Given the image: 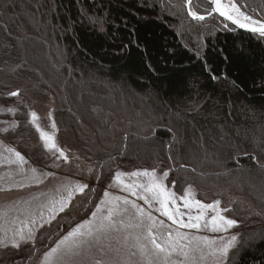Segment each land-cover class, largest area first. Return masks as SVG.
<instances>
[{
  "label": "trees",
  "instance_id": "1",
  "mask_svg": "<svg viewBox=\"0 0 264 264\" xmlns=\"http://www.w3.org/2000/svg\"><path fill=\"white\" fill-rule=\"evenodd\" d=\"M25 2L31 20L21 16L22 31L44 40L59 70L48 64L40 43L25 46L9 4L0 0V93L18 86L13 92L39 94L47 88L59 95L60 122L64 119L80 141L98 182L96 189L91 190L93 185L79 197L75 210L87 204L86 213L93 206L97 187L116 166L154 162L200 188L206 179L245 195L250 205L244 208L237 199L233 211L249 221H244L241 243L226 264H264V195L243 186L251 184L249 173L264 165V37L234 30L216 16L194 20L186 0ZM37 2L35 12L32 5ZM232 2L264 21V0ZM21 3H14L20 11ZM191 8L207 14L210 7L205 0H191ZM80 71L88 77H79ZM115 95L128 97L130 107L112 106ZM72 96L81 98L91 119L71 104ZM142 104L150 111L144 112ZM92 107L102 114L113 108L115 112L99 119ZM73 111L86 126L83 131L67 115ZM166 117L174 118L179 129ZM143 139L144 156H138L137 142ZM204 140L210 141L208 153L216 164L187 161L196 147L204 148Z\"/></svg>",
  "mask_w": 264,
  "mask_h": 264
},
{
  "label": "rangeland",
  "instance_id": "2",
  "mask_svg": "<svg viewBox=\"0 0 264 264\" xmlns=\"http://www.w3.org/2000/svg\"><path fill=\"white\" fill-rule=\"evenodd\" d=\"M5 1L9 4L12 18L17 22V29L20 30L21 28L22 34L20 39L25 46L32 47L31 42H34V46L36 43H40L43 46L44 58L48 64L54 70H59L58 64H56L55 61L56 56L52 55L51 52L46 49L44 40H42L38 34L22 31L21 24L18 21L21 16L31 20L30 6L27 5L25 2L26 0H24V3H21V11L18 7L14 6L15 0ZM222 2L228 3V0H222ZM38 4L37 2L36 6L32 5L35 12L39 11V7H37ZM186 8L189 15V11L192 10V8L187 2ZM207 14L198 15L205 17ZM189 17L194 19L190 15ZM28 51L29 49H25L24 53L27 54ZM30 59L34 63H40L36 58L31 57ZM77 75L84 79L88 77L86 71L77 72ZM70 79L75 81L72 75ZM0 80L3 81L1 77ZM21 87L25 90V87ZM17 88L18 86L7 88L0 93V236L4 235L5 231L19 228L21 226V221H30V214H34L38 217L40 212L39 206L47 203L52 198L59 200L62 196L66 197L68 195L66 189H75L79 185H87V187L84 189L83 193L78 191L74 192L68 208H66L64 212L59 213L51 224L44 223L43 227H40L41 222L38 220L33 229L35 234L34 241L23 243L18 249L11 247L8 240L5 241L7 246L0 245V264H44V254L52 247H55L56 242L77 224H80L84 220L91 219L92 212L96 211V205L100 204L101 200H105L106 203L101 205L98 215H107L109 208H115L117 211L114 212L113 219L116 221L117 230L109 232L108 239L102 240L99 244L92 242L90 245H86L81 255L71 258L63 257L62 259L53 257L51 264H94L95 261H101L102 264H147V260L136 247L137 240L135 238L139 237V242L147 245L150 252L152 246L146 239V236L149 226L152 225V223L149 224L146 220V215H143V217H135L132 216L129 211L130 208H132L131 202H134L132 198L137 201L136 203H143L145 201L140 199L139 196L146 195L151 200L152 194L146 193L143 188H136L135 191L137 194L133 195L126 186L133 183L147 185L150 182V177L147 176H131L130 174L133 172L154 171L156 177L160 178L168 171L156 167L154 162L153 164L147 163V165L143 163L136 164V162L118 165L113 175L111 174L102 185L100 184L99 187H97V200L93 206L87 210L83 219L80 220V218H78L74 224V222L71 221L76 217L78 209L75 210V206L78 203L79 197L87 193L93 185L94 187L91 190L96 189L95 186L98 182H96L97 175L95 174L94 164L88 162L86 159L85 154L80 148V141L77 140L76 135L68 129L69 124L63 118L60 122L58 108L62 107V105L59 103L60 97L58 94L46 88L47 90L44 89V92L39 94H30V92L22 94V92L19 91L17 96H11L10 93L16 91ZM106 91L105 88V92ZM80 99V97L72 96L71 104L80 109L84 115V119H91L83 108ZM113 99L114 100L111 101L112 106L117 105L120 110L130 107V99L126 96L122 100L120 95H115ZM139 106H141V104ZM9 109L13 111H8ZM91 109V112L95 113L99 119H103L105 115L106 117H111L112 113L109 112H115L114 108L107 110V112H103V114L99 112L98 109H94L93 107ZM142 109L144 112L150 111L146 105H144ZM30 113L36 114L35 120H33ZM67 115L74 120V123H79L78 119L75 117L76 114L74 111L72 113H67ZM61 117H64V115L62 114ZM168 120H171L172 125L177 128L179 127L174 118L166 117L165 121ZM69 123L72 124L70 121ZM53 124L55 127H53ZM79 124L81 127L80 131L86 129L84 124ZM38 128L40 131L37 130ZM4 129H8V131H4ZM41 131L45 132L46 136L52 138L50 144L54 143L55 148L51 146L45 147V141L41 139ZM210 136H214L213 133L210 134ZM234 137L233 135V138ZM225 140H228V136L226 135ZM231 141L234 140L231 139ZM146 142L147 141L144 139L141 142H137L140 148V152L137 154L138 156H144L143 149L146 148ZM192 142L191 147H196ZM135 143V141H132L131 145L133 146ZM203 147L205 150L204 148H199L198 150L196 147L197 150L195 149V154L188 155L186 158L191 159L186 160H197L198 164H203L204 166L208 165L209 162L217 161L216 158L210 157L208 153V149H210L209 140H204ZM8 149H12L13 151L10 152ZM60 149L63 151L62 155ZM15 152H19L26 162L20 161L19 158L15 156ZM193 155H195V157ZM151 158H153V156ZM212 164L214 165L216 162ZM32 169H35L36 172L33 173ZM117 172L125 174L120 177L119 181L114 179ZM249 175L251 184H243V186L255 194H257L256 192L259 190L264 195V165L259 163L257 165V170L249 173ZM235 182L238 184L237 180ZM162 183L168 191L175 193L174 198L176 199V203H178L179 200H182V202L184 201L182 198L185 196V191L188 190L189 195L187 198L193 202L198 200L201 204H212L214 201L219 200L221 201L220 208H227L230 210L222 214L230 219L236 220L237 225L228 229L227 232H212L204 227L199 229L184 227L181 231V234H187L189 239L192 237H208L210 240H215L217 245L221 242L220 238L227 241L232 235L237 236L236 245L229 250L228 258L223 262V264H226L235 255L241 243V234L245 227L244 224H246L244 221H249L246 218L243 219L241 214L234 213L233 211V205L237 199L244 208L250 205L248 204L246 196L236 193L233 189L230 190L229 186L224 185V183L218 182L208 184L209 182H207L206 179L202 181L203 187L200 188V186L195 183L189 182L186 176L178 175L173 177L169 172L167 178L164 179ZM105 192L109 193L107 197L104 195ZM125 199L130 203L125 204ZM144 205L149 207L150 212L158 213L155 200H152L151 206H149L148 203ZM194 207V203L190 209L183 206L184 214H186V212L192 214L193 211L198 213L199 211L197 209L195 210ZM250 211L255 213V210H251V208ZM214 214L215 213L212 212L211 209H207L205 211V218L211 219V216ZM47 218L48 214L45 212L44 219L47 220ZM141 219L143 223L140 227L126 228L120 223L123 221L124 225L129 223L139 224ZM182 219L187 220L185 223L188 222L187 217L183 216ZM61 225H64V229L62 230ZM250 226L253 227L254 223L251 222ZM170 229L171 228L167 224L163 227L161 224L155 222V226L151 228V231L157 237L158 242L162 243L168 237L167 234L162 237V234ZM171 234L173 235V233ZM8 236H11L10 231H8ZM176 237L177 236H173L174 239ZM181 243L187 244L188 241L183 240ZM39 248L41 249L39 250ZM196 256L198 258L199 253H196ZM151 260L152 264H164L163 258L161 257L158 259L154 254H151ZM168 264H190V262L185 261V258L177 251L171 254ZM197 264H201V262L197 260ZM202 264H213V262L209 259L202 262Z\"/></svg>",
  "mask_w": 264,
  "mask_h": 264
},
{
  "label": "snow or ice",
  "instance_id": "3",
  "mask_svg": "<svg viewBox=\"0 0 264 264\" xmlns=\"http://www.w3.org/2000/svg\"><path fill=\"white\" fill-rule=\"evenodd\" d=\"M186 2L191 6V0H186ZM212 11L219 13L220 16L224 17L225 20L231 21L232 24L236 25L238 28L246 29L253 33H258L261 37H264V22L259 20H253L251 16L246 15L244 12L240 11L237 7V4L228 0V3L222 2V0H211ZM189 15L194 19L203 20L205 17L198 15L196 11H189ZM211 15V13H209ZM255 25V26H253ZM227 28L228 26L225 25ZM11 96H17L18 92H11ZM8 111H13L9 109ZM33 120L36 118L35 113H30ZM53 127L55 125L53 124ZM40 131V129H37ZM8 131V129H4ZM41 139L45 141V147L55 148V144L51 143L52 138L46 136V133L40 132ZM58 150V149H57ZM8 151H13L8 149ZM63 153H61L62 155ZM15 156L19 158L20 161H24L23 156L19 152H15ZM32 172L35 173L36 170L32 169ZM125 175L124 173L117 172L114 179L119 181L120 177ZM131 176H147L150 177V182L147 185L139 184H130L127 185V189L132 192L133 195H136V188H143L146 193L152 194V199L150 200L146 195H140L139 198L144 200L145 203H148L149 206L152 204V200H155L159 203L160 207L157 211H161V214L167 216V218L172 221L173 224H179L180 227L196 228L201 227L207 228L212 232H227L228 229L237 225V221L230 219L222 213L230 211L227 208H220L221 201L216 200L212 204H201L200 201H191L187 197L189 191H185V196L182 198L184 200V207L191 208L194 203L199 209L200 213L196 216L189 215L188 222L185 223L183 219H178V217L183 214L179 212L175 207V200L172 199L175 196V193L168 192L163 186L162 181L167 178L168 172H165L162 177L157 178L154 171H143V172H133ZM39 182V181H38ZM23 186V185H21ZM87 185H79L75 189H66L68 195L66 197L62 196L59 200L52 198L47 203L41 204L39 216L37 217L34 214H30V221H21V226L19 228L10 229L11 236H8V231L4 232V235L0 236V245L7 246L5 243L8 240L13 248H20L21 244L28 243L35 240V234L33 229L35 228L38 220L41 222L40 227H43L44 223L51 224L53 220L56 219V216L59 213L65 211L68 208L70 201L74 192L78 191L80 193L84 192V189ZM105 197L109 195L108 192L104 193ZM120 199V198H116ZM172 204V207H169V204ZM105 200H101L100 204L96 205V211L92 212V217L89 220H84L80 224H77L74 228L68 231L63 235L57 242L55 247H52L48 252L44 254L45 262L44 264H51L53 257H74L82 254V250L86 245H90L92 242L97 244L101 243L102 240L108 239V233L111 231L117 230L116 221L113 219L114 212L117 210L115 208H109L107 215H98L100 213L101 205L105 204ZM125 204L130 203L128 200H124ZM132 207L136 208L137 215L143 217L144 211L140 209L135 202H131ZM211 209L215 214L211 216V219L205 218V211ZM45 212L48 214L47 220L44 219ZM149 221H152V225L149 226L146 239L151 244V250L147 248V245L139 242L140 238L136 237L137 240L136 247L139 252L147 260V264H152L151 254H154L158 259L163 258L164 264H168L169 257L173 252H179L185 258V261L190 262V264H197L199 262H204L209 259L212 260L213 264H223V262L228 258L229 250L232 249L237 243V236L232 235L230 239L224 241L223 238L219 245L215 240H210L208 237H192L189 239L187 234L178 233L177 237L174 239L172 234L169 233L168 239L161 242H158L157 237L151 231V228L155 226V219L149 213L147 216ZM203 221V223H202ZM123 227L132 228L140 227L143 223L141 219L139 224L129 223L124 225V222H120ZM163 224V222H160ZM187 240L188 243L184 244L181 241ZM196 253H199L197 258ZM94 264H102L101 261H95Z\"/></svg>",
  "mask_w": 264,
  "mask_h": 264
},
{
  "label": "flooded vegetation",
  "instance_id": "4",
  "mask_svg": "<svg viewBox=\"0 0 264 264\" xmlns=\"http://www.w3.org/2000/svg\"><path fill=\"white\" fill-rule=\"evenodd\" d=\"M165 189H166V188H165ZM166 190H167V189H166ZM167 191H168V190H167ZM168 192H170V191H168ZM135 198H136V197H135ZM172 199L176 200L174 197H173ZM132 201H134L135 204H136L140 209H143V211H144V215L148 216V214L150 213L151 216L154 217L156 223L161 224L160 222L162 221L163 224H161V226L165 227L166 224H167V225L171 228L170 230H166L165 233L162 234V237H164L165 234H167V236H169V233H173L172 237H173V236H177V234H178V233H181L182 229L184 228V227H180L179 224H173L172 221H170V220L167 218V216H164V215L161 214V211H158V213L150 212L149 207L144 205V204H146L145 202H143V203H141V202L136 203L137 201H135V199H133V198H132ZM183 202H184V201H183ZM183 202H182V200H179L178 203L175 202V207H176V209H178L179 212L183 214L182 216L178 217V219H182L183 216H185V217H187V218L189 217V215H191V216H196V215H198V214L200 213V209L195 205L194 209H195V210L197 209V210L199 211L198 213H196V211H193L192 214H189L188 212H186V214H184V211H183L184 203H183ZM131 204H132V203H131ZM156 204H157V205H156ZM155 205H156L157 209L160 207V205H159V203H158L157 201H155ZM169 207H170V208L172 207L171 202H170V204H169ZM86 208H87V204H84V207H82V209H81L80 211H77V212H76V217H75L71 222H74V224H75V221L78 220V218H80V220L83 219V216H84V215H82V214L85 213ZM129 212H130V214H131L132 216H135V217L137 216V217H138L136 208H133V207L130 208V211H129ZM145 219H146V218H145ZM139 220H140V219H139ZM146 220L149 222V224L152 223V221H149L148 219H146ZM183 220H184V219H183ZM184 221L186 222L187 220L185 219ZM74 224H73V225H74ZM62 229H64V225H61V230H62ZM167 239H168V237H167ZM167 239H166V240H167Z\"/></svg>",
  "mask_w": 264,
  "mask_h": 264
},
{
  "label": "water",
  "instance_id": "5",
  "mask_svg": "<svg viewBox=\"0 0 264 264\" xmlns=\"http://www.w3.org/2000/svg\"><path fill=\"white\" fill-rule=\"evenodd\" d=\"M206 2H207L208 5L210 6V12H209V13H211V15H209V14L206 15L205 18H204L203 20H206L207 18H209V17H211V16H216L218 19L222 20L225 24H227L228 26L232 27L234 30L245 31V32L252 33V34H256V35L260 36L258 33H253V32L248 31V30H246V29L238 28L236 25L232 24L231 21H229V20H225V18L222 17V16H220L219 13H216V12H213V11H212L211 0H206ZM240 11H242V10L240 9ZM242 12H244V11H242ZM244 13H245V12H244ZM245 14L248 15L247 13H245ZM248 16H250V15H248ZM251 17H252V16H251ZM252 19H253V20H257V19H255V18H253V17H252ZM261 22H264V21H261ZM253 26H255V25H253Z\"/></svg>",
  "mask_w": 264,
  "mask_h": 264
}]
</instances>
